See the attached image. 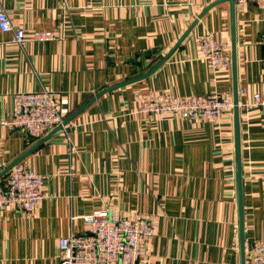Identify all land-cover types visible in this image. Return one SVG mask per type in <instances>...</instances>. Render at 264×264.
Listing matches in <instances>:
<instances>
[{"label": "crops", "instance_id": "1", "mask_svg": "<svg viewBox=\"0 0 264 264\" xmlns=\"http://www.w3.org/2000/svg\"><path fill=\"white\" fill-rule=\"evenodd\" d=\"M218 1L0 0L28 37L63 29L21 47L0 32V174L24 165L44 193L29 213L0 209V264H60L59 239L85 233L83 217L101 209L156 221L139 264H239L233 111L216 123L147 115L134 98H233L231 50L230 68L212 71L197 46L206 33L234 39L245 264L264 243V112L244 106L264 96V20L250 1H235L233 19L223 2L197 20ZM188 30L151 75L97 98L151 71ZM43 90L68 101L67 118L97 99L43 142L2 124L14 94Z\"/></svg>", "mask_w": 264, "mask_h": 264}, {"label": "built area", "instance_id": "2", "mask_svg": "<svg viewBox=\"0 0 264 264\" xmlns=\"http://www.w3.org/2000/svg\"><path fill=\"white\" fill-rule=\"evenodd\" d=\"M250 1L262 12L264 0ZM66 9V8H65ZM64 9V13H65ZM0 32L13 33L12 43L23 46L26 42H49L62 37L60 31H35L26 36L23 29L14 28L0 5ZM200 56L212 71L229 69L231 46L218 42L210 33L197 37ZM264 63V59H263ZM140 113L147 115H173L180 119L216 123L221 115L234 109L230 95L214 93L208 96L176 97L169 92L135 93ZM14 111L9 121H3L8 130H19L28 137L41 139L63 127L70 115L66 99L55 100L49 91L16 93L12 96ZM258 107L264 112V96L255 93L252 101L244 105ZM43 178L24 165L11 168L0 183V209L31 212L42 200ZM87 229L83 234L71 233L58 241L60 264H139L142 245L156 235V221L133 215L121 218L107 209L94 211L83 217ZM246 264H264V243L252 245Z\"/></svg>", "mask_w": 264, "mask_h": 264}, {"label": "water", "instance_id": "3", "mask_svg": "<svg viewBox=\"0 0 264 264\" xmlns=\"http://www.w3.org/2000/svg\"><path fill=\"white\" fill-rule=\"evenodd\" d=\"M235 1H238V0H220V1L216 2L213 5L207 7L198 16L197 20L200 19L211 7H213V6H215V5L219 4V3H223V2H229L231 16H232V19H233V10H234V3H235ZM197 20L194 21L192 27L194 26V24H196ZM231 23H232V27H233V22L231 21ZM188 32H189V30L185 33V35L182 37V39H180L178 41L177 45L151 71H149L145 75H143V76H141L139 78L133 79L132 81H129L127 83H123L121 85L109 87L105 91H103L102 93H100L97 96V98H99L101 95H103L105 93H108V92H110V91H112L114 89H117V88H119V87H121L123 85H126L128 83H132L134 81H138V80L144 79V78L148 77L149 75H151L160 65H162L171 56V54L175 51V49L181 43V41L183 40V38L188 34ZM231 57H232V69H233V78H234V87H233V103H234L233 121H234V134H235V164H236L237 212H238V228H239V264H245L244 238H243V220H242V193H241V160H240V143H239V118H238V103H237V87H236V83H235V52H234V39L233 38H232V43H231ZM96 99H93L91 102L95 101ZM89 104H87L84 107H82L74 115H72L69 118L65 119L64 122H63V125L68 124L75 116H77L81 111H83ZM58 129H61V127H57L54 131H56ZM47 138H48V136H46L42 140V142L44 140H46ZM42 142H40L39 144H41ZM10 169H11V167L8 168V169H6L5 171H3L0 174V178L3 177Z\"/></svg>", "mask_w": 264, "mask_h": 264}]
</instances>
